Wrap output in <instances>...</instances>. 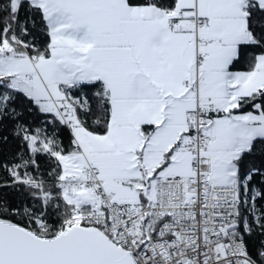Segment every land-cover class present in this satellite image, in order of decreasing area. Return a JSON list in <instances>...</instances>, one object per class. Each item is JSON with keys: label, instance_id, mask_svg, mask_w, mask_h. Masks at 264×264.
<instances>
[{"label": "crops", "instance_id": "obj_1", "mask_svg": "<svg viewBox=\"0 0 264 264\" xmlns=\"http://www.w3.org/2000/svg\"><path fill=\"white\" fill-rule=\"evenodd\" d=\"M27 1L42 13L50 55L30 59L25 83L18 80L10 87L45 109L57 110L64 102V90L95 85L110 103L104 134L88 131L78 120L72 126L75 150L59 158V180L78 178L81 165L91 161L105 190L124 201L112 184L116 180L147 182L160 163L159 173L189 175L191 155L181 148L185 117L208 98L222 104L210 127L211 176L216 155L237 156L253 139L264 137L258 106L241 110L238 104L264 89V54L255 56L251 69L230 67L239 46L251 40L246 5L264 8V0H176L170 14L126 0ZM171 21L174 24L168 27ZM196 51L205 54L197 66V91L184 85L193 82ZM146 125L153 129L142 140L140 127ZM96 196L91 187L63 191L60 198L73 208H86ZM137 198L140 206L148 203L140 194Z\"/></svg>", "mask_w": 264, "mask_h": 264}, {"label": "built area", "instance_id": "obj_2", "mask_svg": "<svg viewBox=\"0 0 264 264\" xmlns=\"http://www.w3.org/2000/svg\"><path fill=\"white\" fill-rule=\"evenodd\" d=\"M173 24L169 22L168 27ZM204 56L196 51L193 82L184 81L185 86L195 91L197 66ZM56 109L71 130L77 121L74 106L64 101ZM221 110L219 99L208 98L205 105L196 104L186 114L181 148L191 155V173L156 177L153 200L147 205L115 200L105 190L97 166L86 161L79 169L78 178L52 182L22 180L25 185L39 187L36 193L26 197L39 201L42 209H30L29 217L36 228L43 230L47 201L55 205L63 191L94 187L97 196L86 208H73L59 230L73 225L95 226L114 244L128 250L135 264H256L247 255L243 241L250 231L248 221L244 217L239 224L240 209L246 204V182L237 177L226 185L212 181L207 150L213 117ZM257 194L254 191L249 198L254 218L257 216L253 199Z\"/></svg>", "mask_w": 264, "mask_h": 264}, {"label": "trees", "instance_id": "obj_3", "mask_svg": "<svg viewBox=\"0 0 264 264\" xmlns=\"http://www.w3.org/2000/svg\"><path fill=\"white\" fill-rule=\"evenodd\" d=\"M129 5H150L166 13L174 10L176 0H126ZM246 24L251 40L239 46L238 56L231 69L248 70L254 58L264 54V8L249 3L245 7ZM14 36L15 39H12ZM7 43L16 53H26L32 60L46 59L50 55L49 31L39 8L27 0H0V46ZM85 99V108L68 102L77 112L78 122L88 131L104 134L110 118V103L98 85L82 89L64 90V93ZM6 95L0 113V217L22 225L40 236H52L71 215L72 205L58 198L55 205L45 204L46 229L39 231L28 211H40L39 201L27 198L36 193L37 185H25L22 180L52 182L60 179L62 172L59 158L74 152L71 130L63 123L55 109L46 110L31 98L11 88L5 79L0 80V100ZM241 110H250L255 104L264 113V89L240 99ZM152 126L140 127L144 140ZM38 138V141L34 140ZM43 147L36 149L37 147ZM236 177L246 180L245 206L239 213V224L245 217L249 233L243 236L247 255L256 263L264 264V137L255 138L250 147L234 160ZM47 185V184H46ZM45 185V186H46ZM253 213L249 198L252 191ZM147 205L144 203L142 206ZM25 206V207H24ZM28 208V209H25Z\"/></svg>", "mask_w": 264, "mask_h": 264}, {"label": "water", "instance_id": "obj_4", "mask_svg": "<svg viewBox=\"0 0 264 264\" xmlns=\"http://www.w3.org/2000/svg\"><path fill=\"white\" fill-rule=\"evenodd\" d=\"M0 264L135 263L95 226L73 225L46 237L0 217Z\"/></svg>", "mask_w": 264, "mask_h": 264}, {"label": "rangeland", "instance_id": "obj_5", "mask_svg": "<svg viewBox=\"0 0 264 264\" xmlns=\"http://www.w3.org/2000/svg\"><path fill=\"white\" fill-rule=\"evenodd\" d=\"M12 39H15L14 36H11ZM16 40V39H15ZM17 41V40H16ZM29 65H30V58L28 55L23 53H16L11 50L10 45L7 43L2 44L0 46V80L5 79V83L9 85L12 84L15 81H22V83H25L28 73H29ZM10 86V85H9ZM262 90V89H261ZM64 101H70L80 108H85V99L78 100L76 97H72V95L66 93ZM6 95L2 96L0 100V113L3 109ZM259 108V104H256ZM45 109V108H43ZM50 110V109H46ZM57 111V110H56ZM58 112V111H57ZM260 117H264V113L261 111V109L258 110ZM260 130V136H264V121L260 123L259 125ZM34 140L38 141V138H34ZM43 147V144L36 149H40ZM239 155H235L232 153L229 154H218L215 156V159L217 160L215 162V166L212 168V178L216 183L223 184V183H230L231 177L235 174L236 175V166L235 162L233 160L236 159ZM211 158V157H210ZM162 163L158 164L152 172V174L149 176L148 181L145 180L138 182H131L127 180H116L113 182V186L116 187L117 191L123 196L124 202L140 206V201L137 197L140 194L143 199H145L148 203L153 200V187H154V180L156 178V174L159 172H162L161 170ZM118 170L119 167H114ZM161 169V170H160ZM169 173V172H167ZM161 177H167L170 176L169 174L165 173H159ZM155 176V177H154ZM118 179H121L120 177ZM248 179V176L244 178V182ZM254 191H252V194H254ZM34 194V193H33ZM251 194V195H252ZM32 195V194H31ZM25 207V206H24ZM38 229V228H36ZM46 229V228H45ZM38 229L39 231H44ZM263 253V251H262ZM264 256V253H263Z\"/></svg>", "mask_w": 264, "mask_h": 264}]
</instances>
